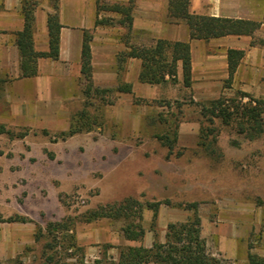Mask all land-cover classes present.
I'll use <instances>...</instances> for the list:
<instances>
[{
    "label": "rangeland",
    "instance_id": "374dc122",
    "mask_svg": "<svg viewBox=\"0 0 264 264\" xmlns=\"http://www.w3.org/2000/svg\"><path fill=\"white\" fill-rule=\"evenodd\" d=\"M96 3L99 11L109 13L115 11L102 6L132 4L129 0H95ZM107 19L111 23L118 20ZM3 82L0 79V87ZM219 96L232 104L248 101L246 96L226 92L213 98L193 99L183 91L175 98L135 100L144 109L133 122L122 112L115 119L114 109L108 111L107 104L95 97L86 109L91 114L100 112L101 124L64 139L57 136L59 131L44 127L0 123L12 134L25 132L22 137L0 132V264H43L42 250L47 238L37 236V227L42 229L47 222L58 220L67 221L68 232L80 249L71 247L56 254L57 264L73 263L76 258L88 263L103 256L116 260L118 247L130 245L118 238L124 222L108 217L86 221L85 217L99 205L128 196L143 204L169 200V204H159L153 227L152 209H142L140 223L144 234L151 232L152 240L153 231L158 239L160 208L166 210V229L167 223L184 221L192 213L187 209L185 216V208L177 204L197 202L204 239L206 224L217 219L211 212L206 216L207 211L241 203V199L264 209V130L249 137L241 132L238 117L228 124L218 117L210 122L200 108ZM107 98L114 103L113 93ZM82 108L83 101L71 116ZM0 112L2 118L11 120L8 108ZM109 117L111 124L105 123ZM174 126L175 142L167 154L161 136L172 138ZM96 127L99 130L95 133ZM207 127L213 128L214 135L210 134L203 145V130ZM170 211L185 219L168 221ZM11 216L24 217L25 221H6ZM142 238L129 240L135 241L130 246H137ZM206 248L209 251L208 245Z\"/></svg>",
    "mask_w": 264,
    "mask_h": 264
},
{
    "label": "crops",
    "instance_id": "0c3cea01",
    "mask_svg": "<svg viewBox=\"0 0 264 264\" xmlns=\"http://www.w3.org/2000/svg\"><path fill=\"white\" fill-rule=\"evenodd\" d=\"M29 1L34 5L33 48L46 51V18L53 11L52 1ZM127 1L117 0L121 3ZM22 3L23 0H0V79H4L0 87V109L8 108L11 117V120L2 118L0 112V123L38 126L51 131H62L68 127L71 114L83 101L80 54L85 30L91 33L92 84L97 88H109L114 94V103L106 107L108 111L114 109L115 119L119 114L121 117L122 112L136 122L135 119L143 113L144 105L135 100L175 98L183 91L190 93L193 99L213 98L223 92H246L264 98V0H189V11L192 13L262 21L251 34H227L208 39H190L186 22L169 16L168 0H132L129 29L119 24L118 20L111 23L107 19H119L121 14L104 10L97 13L95 0H58L60 27L57 57L38 58L37 73L28 77L19 76L20 57L15 44V33L23 26ZM96 18L104 19V22L95 25ZM157 39L189 42V86L182 83L180 61H177L174 80L165 76L164 81L154 84L139 81L141 60L124 54L129 50V44L149 45ZM229 49L242 50L230 79ZM119 56L122 58L120 64L117 60ZM121 84H129L130 91H117V86ZM109 119L105 123L111 124L113 120ZM97 130L99 127L94 128L95 133ZM165 212L164 208L158 212L157 236L160 241L164 239ZM209 212L217 218L206 224L205 243L212 255H220L233 264H246L248 253L264 256L262 206L241 199V203L217 206L205 215ZM183 213L187 216L189 211L185 209ZM197 213L199 216L202 214L198 210ZM178 215L170 211L167 220L185 219L183 216L178 218ZM118 238L123 244L135 242L126 240L122 234ZM151 242V232L145 231L136 245L149 246Z\"/></svg>",
    "mask_w": 264,
    "mask_h": 264
},
{
    "label": "trees",
    "instance_id": "16d2710c",
    "mask_svg": "<svg viewBox=\"0 0 264 264\" xmlns=\"http://www.w3.org/2000/svg\"><path fill=\"white\" fill-rule=\"evenodd\" d=\"M57 1L52 0L53 11L47 14L46 27L48 33V49L46 51H36L33 48V9L32 2L23 0L22 29L15 33V44L19 52L20 77L33 76L37 73V59L40 57L56 58L58 54V32L60 23L57 17ZM131 3L132 0H129ZM102 9H108L121 14L118 23L124 25L127 29L131 25V5L112 4L102 6ZM100 6L96 3V11ZM168 14L177 19H183L189 29L190 39H208L227 34L248 35L251 34L260 23L264 21H254L247 19L225 18L196 14L189 11V0H168ZM104 22V19H95V25ZM91 33L84 31L80 54V73H81V96L83 98V108L70 117L68 127L59 131L57 136L64 139L73 134L88 131L92 125H100L101 113L91 114L86 109L92 104V99L98 97L102 104H110L112 100L107 98L111 93L109 88L94 87L91 80L90 51L89 41ZM125 56L137 57L141 60L139 71V81L146 83H159L168 76L174 80L177 61L181 62L182 83L184 86L190 84V48L188 41H168L157 39L149 45L129 44V50ZM242 55V50H228V79L237 65L238 59ZM120 64L122 58L117 59ZM228 79L226 81H228ZM119 92H129V84L117 86ZM239 96H246L248 101L232 104L228 98L219 96L203 104L200 108L201 114L210 122L215 117L228 124L233 117H238L241 132L249 134V137H255L264 130V99L253 98L249 93L236 92ZM253 102V104H252ZM91 120V121H90ZM0 132L7 133L10 137H22L25 132L12 134L0 124ZM173 137L162 135L161 141L167 148V154H170L175 142L176 128L173 129ZM214 130L207 127L203 130V145L207 137ZM213 137V136H212ZM163 202L169 204V200L139 202L136 198L125 197L119 201L99 205L90 210L85 217L86 221L108 217L120 219L124 222L121 227L122 235L127 240H139L144 234V228L140 223L142 209H152L153 227L156 212L159 204ZM197 202H188L177 204L179 207L192 211L191 215L184 221L169 222L166 225L164 239L160 241L156 238L153 231V240L149 246H119L116 260H110L106 257H100L91 262L84 263L81 258H76L73 263L64 264H229L228 260L222 256L212 255L206 248L205 239L201 236L200 217L197 214ZM20 220L25 221L24 217H8L6 221ZM151 227V228H152ZM70 225L66 220L49 221L41 229L37 227V236L44 235L47 240L43 244V264H57L56 254H61L73 247L80 249L73 239V234L68 232ZM246 264H264V256L248 253Z\"/></svg>",
    "mask_w": 264,
    "mask_h": 264
}]
</instances>
